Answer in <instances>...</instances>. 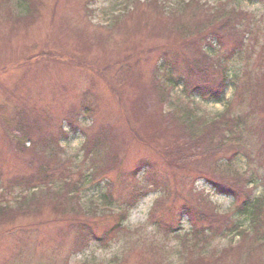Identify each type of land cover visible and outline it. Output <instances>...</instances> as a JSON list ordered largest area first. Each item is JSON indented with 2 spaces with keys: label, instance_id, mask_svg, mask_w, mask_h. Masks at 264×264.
Listing matches in <instances>:
<instances>
[{
  "label": "trees",
  "instance_id": "obj_1",
  "mask_svg": "<svg viewBox=\"0 0 264 264\" xmlns=\"http://www.w3.org/2000/svg\"><path fill=\"white\" fill-rule=\"evenodd\" d=\"M168 1L127 0L124 12L113 17L109 27L115 34L120 36L132 30L143 43L118 53L105 70L95 69L112 95L119 98L123 125L109 124L96 103L92 108L94 102H88L89 92L84 100L90 105L82 104L80 111L73 109L76 115L67 121L73 132L83 129L81 115L91 118L92 124L83 132L84 159L86 163L90 161L87 175L75 170L73 161L62 156L64 151L59 143L70 132L61 128L56 135L45 134L36 123L38 119H29L39 115L37 108H21V117L28 120L17 119L21 124L17 128L20 140L16 147L21 146L20 151L29 157V172L8 178L7 184L1 185L4 190L0 193V227L14 225L19 219L31 223L11 231L3 227L0 242L9 233L16 240V249L19 243L28 249L31 243L39 247L40 242L33 236L37 240L44 236V229L52 226L55 231L47 230L49 236L44 242L54 244L57 253L67 242H70L67 248L75 251L73 254L82 252L94 241L108 248L130 232L124 225L129 209L139 203V198L155 192L160 193L162 204L154 205L149 219L165 235L172 234L181 241L184 264H264V192L255 196V191L264 187V41L260 40L257 17L232 6V0H182L176 4ZM245 1L264 5V0ZM70 3L66 0L67 5ZM92 3L93 0H83V8L88 10ZM56 6L44 0H0V18L15 29L31 26L43 19L46 9L52 7L49 13ZM59 11L61 15L64 13L60 8ZM61 15L56 23V17L51 16L53 21L50 19L48 26H53L48 37L66 31L67 35L83 39L79 28ZM140 18L157 22L140 28L142 24L136 22ZM159 22L163 25L161 30L156 28ZM160 33L164 38H153ZM48 53L45 51L44 55L50 58ZM244 56L246 64L234 75V80L228 73L229 64ZM64 58L69 66L73 65V57ZM231 83L235 87L233 100L217 118L206 120L191 108L197 98L224 102ZM180 87V94L188 99L186 103L174 94ZM235 107L239 108L236 112ZM126 137L153 149L159 162L142 156L127 173L120 172L127 157ZM240 156L256 169L252 175L250 167L245 171L238 167ZM159 164L166 173H172V180L162 181ZM142 172L150 189L140 184ZM5 176L0 170L1 184ZM121 176L128 206L114 212L110 208L118 201L114 200V185ZM199 180H204L219 195L233 198V212L220 213L207 200L198 199L195 185ZM99 181L104 182L105 188L100 197L102 211L93 201L87 207L81 196L85 183L99 185ZM164 199L184 201L182 212L172 222L167 220L170 210L159 209L164 207ZM185 216L190 230L181 239L179 233ZM230 236L232 241L227 247L214 252L207 250L210 242ZM137 245L132 243L111 264H127ZM140 250V264H167L163 245L144 242ZM69 259L63 264H70Z\"/></svg>",
  "mask_w": 264,
  "mask_h": 264
},
{
  "label": "rangeland",
  "instance_id": "obj_2",
  "mask_svg": "<svg viewBox=\"0 0 264 264\" xmlns=\"http://www.w3.org/2000/svg\"><path fill=\"white\" fill-rule=\"evenodd\" d=\"M70 1L71 3L67 5L66 0H44L48 5L54 3V7L57 4V9L55 8V10L48 13L52 9V7H49L50 9H46L47 12L43 13V19L31 26H18L15 29L10 22H5L0 18V170L6 175L4 183H0V193L4 190L1 185L5 186L9 179L29 172H27L29 157L20 151L21 146L18 149L16 147V143L20 140L17 128L21 124L20 119H23L21 117L22 107L30 108L35 106L37 108L39 115L30 116L29 119L32 118V121L38 119L36 123L43 128L45 134L56 135L61 128H65L66 131L70 132L68 138L60 140L59 144L64 151L62 156L65 159L72 160L75 170H82L85 175L90 171V161L86 163L84 159L83 145L86 136L83 132L85 127H89L92 124V121L90 117L81 115L80 121L83 129L72 132L67 126V121L76 115L72 110L77 108L80 111L84 103L90 105L84 100L85 93L89 92L88 102H94L92 108L96 103L97 106H100L101 113L104 114L103 116L106 117L109 124L118 127L123 125L124 117L119 103L120 100L114 94L112 95L106 84L100 79L98 72H95L97 71L95 69L98 67L105 70L112 61H115L118 53L136 44L143 43V39L137 38L132 30L124 34L121 33V35L123 34L121 37L109 27L113 17L124 12L127 0H93V3L88 6V10L83 8V0ZM180 1L182 0H169L168 3L176 4ZM212 4L215 3L213 2ZM231 5L256 15L262 33L260 40L263 42L264 5L245 0H232ZM59 8L64 11L62 15ZM59 15L67 16L73 22V25L79 28L83 39L73 34L67 35L66 31H63L62 35L55 33V36L49 38V28L53 26V24L50 27L48 26L49 22L53 21L51 16L56 17V20L54 19L56 23ZM136 22L142 24L140 28H143L149 24L153 25V22H157V19L140 18ZM159 23V27L156 28L161 30L163 25H161V22ZM147 32L149 33V29L146 30ZM102 35L108 36L106 39H100ZM59 37H61L60 43H58L57 39ZM154 37L164 38L162 33L154 34ZM45 51H49L48 57L50 58L44 55ZM64 57H73V65L69 66V61ZM254 60L255 57L249 62L252 63ZM243 64H246L245 56L243 59L237 58L229 64L228 73L234 80V75L240 72ZM233 84L231 83L224 102H205L197 98L193 100L195 104L191 105V108L196 110L197 114L206 120L217 118L225 110L226 104L233 100L235 91ZM181 89L180 87L175 90L174 94L186 103L188 99L183 94H180ZM97 97L99 100H97ZM238 109V107H235L234 112ZM18 118L20 119L17 120ZM23 120L28 119L24 118ZM126 139L127 157L123 161L120 172L127 173L142 156L150 158L152 162H159L153 149L136 142H130L127 137ZM27 146H29V142L25 148L29 150ZM245 161L246 158L240 156L237 162L238 167L242 171L250 167ZM254 170H256L254 167L249 168L251 175ZM158 173L162 176V181L167 182L165 179H173L172 173H166L163 165L158 167ZM259 173L261 174V172ZM143 174L144 172L139 174L140 184L142 186L147 185V189H150L151 185L146 182V179H143ZM115 175L118 176L119 172L115 173ZM122 176L125 177V175ZM122 176L119 182L114 185V200H118L112 203L110 207L114 212H118L128 206V198L124 190L125 183L122 182ZM109 179L113 180V177L110 176ZM99 182V185L96 182L85 183L81 196L87 207L91 205L90 201H93L95 206L100 205L102 207V211L104 206L100 197L104 193L105 188L104 182ZM263 188L259 187L255 191L256 197L264 192ZM195 192L199 197L198 199L207 200L220 213H229L234 210L233 198L219 195L204 180H199L196 183ZM163 201L164 207L159 209L160 211L163 209L165 211L167 209L168 211L170 210V219L165 218V215L164 218L168 222L169 220L172 222L182 212L181 206H184V201L180 199L177 201L164 199ZM158 204H162L160 193L150 192L139 198V203L129 209L128 219L124 222L130 232L122 235L121 240L111 243L108 248H104L94 241L82 252L73 254L71 252L75 251L67 248L70 243L67 242V246L57 253L53 250L54 244L48 245L44 242V238L49 236L46 231L49 229L53 232L55 231L54 227L51 226L44 229V236L39 237L37 240L33 236L35 241L40 242L41 245L39 247L31 243L28 249L19 243L18 249H16V240L11 239L13 235L6 233L8 237L0 242V264H63L68 257L70 258V264H79L84 261L90 264H111L115 263V259L123 255L132 243H138V245L136 249L132 250V255L127 264H140L141 255H139V251H141L140 248L144 242L156 246L163 245L165 250H163L162 254L167 264H184L180 256L181 241L172 234L165 235L149 219L151 210L154 205ZM236 217L240 218L239 215H236ZM30 223V220L19 219L14 225H5L3 227L7 231H11L15 227L28 226ZM182 226L183 230L180 231L179 235L181 239H184L186 233L190 230V224L186 216L183 217ZM3 227H0V231H2ZM231 241L232 236L217 239L213 243H209L211 246L207 250L211 252H214V250L220 251L222 248L227 247ZM237 241L238 238L235 236L234 242ZM127 242H129L128 246Z\"/></svg>",
  "mask_w": 264,
  "mask_h": 264
}]
</instances>
